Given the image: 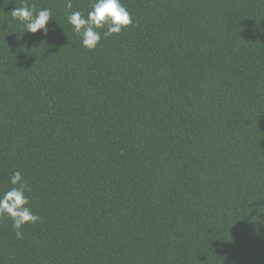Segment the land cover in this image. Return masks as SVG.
Masks as SVG:
<instances>
[{"label": "trees", "instance_id": "16d2710c", "mask_svg": "<svg viewBox=\"0 0 264 264\" xmlns=\"http://www.w3.org/2000/svg\"><path fill=\"white\" fill-rule=\"evenodd\" d=\"M122 3L89 51L92 0H0V192L40 217H0V264H264V0Z\"/></svg>", "mask_w": 264, "mask_h": 264}, {"label": "clouds", "instance_id": "9594fccd", "mask_svg": "<svg viewBox=\"0 0 264 264\" xmlns=\"http://www.w3.org/2000/svg\"><path fill=\"white\" fill-rule=\"evenodd\" d=\"M6 4V0H3ZM8 2V0H7ZM72 0H66V7L72 9ZM13 20L23 24L24 33L47 37L49 23L55 19L51 8L37 10L27 4L11 11ZM67 22L72 30L80 36L81 45L89 51L95 50L102 39L119 35L134 23L133 17L122 0H92L91 9L85 16L81 11H71ZM102 29H106L103 32ZM12 187L0 192V217L8 216L18 239H23L22 228L25 224H36L40 217L30 207L29 191L22 173L17 170L9 177Z\"/></svg>", "mask_w": 264, "mask_h": 264}]
</instances>
